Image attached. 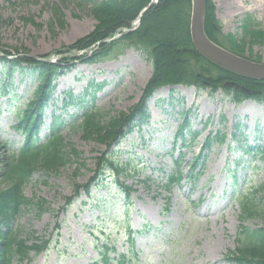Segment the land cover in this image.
<instances>
[{
	"label": "rangeland",
	"instance_id": "obj_1",
	"mask_svg": "<svg viewBox=\"0 0 264 264\" xmlns=\"http://www.w3.org/2000/svg\"><path fill=\"white\" fill-rule=\"evenodd\" d=\"M210 1L221 29L217 41L226 47L223 36L232 34L245 42L243 58L264 63L262 0ZM89 7L78 0H0V48L13 53L16 48L22 55L27 51L30 57L54 62L59 58L55 51L66 50L92 31L96 21ZM245 20L251 25L243 28ZM255 32L262 36H253L258 35ZM73 54L78 57L82 52L66 56L75 58ZM5 68L0 62V140L17 151L24 141L17 113L37 81L29 68L15 69L12 79L4 76ZM151 72L150 60L128 48L114 59L74 62L54 80L40 140L49 134L52 117L61 115L59 133L78 156H70L58 169L35 171L23 188L27 198L45 200L46 209L23 207L13 227L23 237L34 231L35 236L51 240L31 264H91L103 244L114 246L111 256L129 253L127 225L142 231L132 235L139 264H230L226 256L237 246L244 200L258 214L243 225L251 229L264 225V103L254 99L235 103L223 89L161 87L162 93L151 102L155 91L146 101V121L108 153L124 172L117 176L108 169L89 185L97 158L109 155L103 154L105 145L82 138L81 111L92 108L114 115L129 110L140 100ZM185 116L189 129L182 143L174 136ZM188 130L198 132L195 139ZM217 132L226 139L205 145L206 138ZM176 163L184 178L167 188V176ZM85 184L90 194L79 189V196L67 206L76 185ZM124 187L129 189V200Z\"/></svg>",
	"mask_w": 264,
	"mask_h": 264
},
{
	"label": "trees",
	"instance_id": "obj_2",
	"mask_svg": "<svg viewBox=\"0 0 264 264\" xmlns=\"http://www.w3.org/2000/svg\"><path fill=\"white\" fill-rule=\"evenodd\" d=\"M86 2L89 12L96 23L88 34L72 43L66 50L55 51L60 57L52 63L30 57L13 48L14 53L0 48V62L5 65L7 77L12 79L15 69L22 71L29 68L35 73L37 81L31 98L25 107L17 113V128L24 133V141L17 152L13 151L7 142L0 140V264H31L33 256L39 255L49 247L50 238L35 236V232L22 236V232L13 227L12 221L23 207H32L41 212L46 209L43 199H29L23 193L25 184L31 179L35 171H50L58 169L70 161V156H78L68 142L60 135V125L63 119L54 117L43 142L39 141L38 130L42 124V117L51 100L54 80L64 72V69L77 61L97 63L107 59H114L125 49L133 48L141 51L150 60L152 65L151 76L143 88L140 100L127 111H119L114 115L110 112L102 114L92 108H84L79 117V127L82 138L92 140L97 144L105 145L104 155L111 153V148L117 146L126 135L135 127H139L148 118L146 101L155 91L166 86H185L208 88L211 92L223 89L226 95L231 96L235 103L246 99H254L264 103V80L248 78L208 60L199 53L193 45L190 35V16L192 0H157L141 16L139 23L132 28L142 10L152 0H78ZM215 7L210 0H205L204 31L213 42L223 46L230 52L244 56V41L235 38L232 34L223 36L228 46L217 41L221 33L218 22L214 17ZM247 18H250L247 16ZM243 28L249 27L248 20L242 23ZM132 30L110 42L96 44L104 39L113 38L124 29ZM253 36H262L255 32ZM82 51L77 58L66 56V53ZM45 57V55L43 56ZM252 59L250 56L247 57ZM254 60V59H252ZM226 82L237 85L226 86ZM244 89V90H243ZM246 89V90H245ZM248 89V91H247ZM189 129L187 116L175 133V140L185 141L184 133ZM192 139L198 135L197 131L188 130ZM225 134H212L206 138L205 145L211 141L222 143ZM264 155V145L261 146ZM109 156L97 158L94 176L89 185L97 183L99 177L108 169L117 176L124 172V167L117 165ZM176 163L174 171L167 176L166 187L178 185L184 178ZM196 167V162H193ZM194 169V168H193ZM192 169V170H193ZM4 183V186H1ZM89 185H76L74 195L67 198V205L73 202L74 197L82 193L89 195ZM125 198L129 200V189L124 187ZM241 225L237 233V246L231 250L226 260L230 264H264V225L251 229L244 226V221L258 214L256 208L248 200L241 203ZM127 213V210L126 212ZM59 223L55 230H59ZM129 253H119L111 256L114 246L103 244L99 248L98 259L91 264H139L133 249V233L129 229ZM133 255V256H132Z\"/></svg>",
	"mask_w": 264,
	"mask_h": 264
},
{
	"label": "water",
	"instance_id": "obj_3",
	"mask_svg": "<svg viewBox=\"0 0 264 264\" xmlns=\"http://www.w3.org/2000/svg\"><path fill=\"white\" fill-rule=\"evenodd\" d=\"M156 1L157 0H152L148 4V6L142 10V12L139 14V16L136 19L137 23L140 21V18L143 15V13ZM204 15H205V0H192V8H191V16H190V35L196 50L211 62L231 72H234L236 74L248 78L264 79V63H258L240 57L230 52L229 50L221 47L220 45L212 42L207 37L203 26ZM128 31H129L128 29H125L120 35L118 34L113 38L104 39L98 42L97 45L115 40L119 36L125 34ZM71 56H76V54H73ZM34 58L39 60V58L36 57ZM47 61L51 62V60H47ZM225 85L233 86L237 84L234 82H226Z\"/></svg>",
	"mask_w": 264,
	"mask_h": 264
},
{
	"label": "bare ground",
	"instance_id": "obj_4",
	"mask_svg": "<svg viewBox=\"0 0 264 264\" xmlns=\"http://www.w3.org/2000/svg\"><path fill=\"white\" fill-rule=\"evenodd\" d=\"M255 1H258V0H255ZM262 3L260 4V7L262 8V6L264 7V0H262L261 1ZM57 57H60L59 55H57ZM32 58H34V57H32ZM35 59V58H34ZM41 60H43V61H46V62H48V63H50V61H47V60H54V58H52V59H44V58H40ZM39 59V60H40ZM38 60V59H37ZM53 62V61H52ZM55 62V61H54ZM185 87V86H184ZM182 87H179V89H181ZM196 88V87H195ZM200 89H203V88H200ZM160 93H162V90L161 89H158L157 91H156V93H154V95L152 96V98H151V102H154L155 101V99L159 96V94ZM247 103H250L249 101H247Z\"/></svg>",
	"mask_w": 264,
	"mask_h": 264
}]
</instances>
